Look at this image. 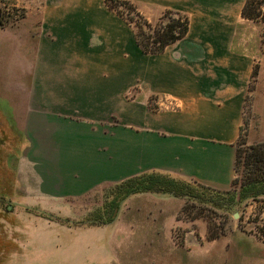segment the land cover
Segmentation results:
<instances>
[{"label":"crops","instance_id":"crops-1","mask_svg":"<svg viewBox=\"0 0 264 264\" xmlns=\"http://www.w3.org/2000/svg\"><path fill=\"white\" fill-rule=\"evenodd\" d=\"M23 1L24 16L0 24L14 46L0 106V190L19 192L13 206L68 204L145 172L231 187L251 75L256 68L258 91L264 73V22L242 16L246 0H127L149 22L165 10L188 18L186 35L155 55L104 0ZM253 110L264 135V105ZM146 200L155 210L137 213ZM183 205L141 193L88 229L31 213L20 220L42 234L113 231L96 264H264V239L236 230L208 240L204 228L177 243L165 224ZM9 247L0 245V264H70Z\"/></svg>","mask_w":264,"mask_h":264},{"label":"rangeland","instance_id":"rangeland-1","mask_svg":"<svg viewBox=\"0 0 264 264\" xmlns=\"http://www.w3.org/2000/svg\"><path fill=\"white\" fill-rule=\"evenodd\" d=\"M257 1L259 2L258 20L264 22V0ZM23 3V0H0V24H10L20 20L25 13ZM158 22L159 19L150 21L153 26ZM10 37L8 33L0 30V106L3 107L7 106V94L4 90L12 82L14 76V73L8 70L9 62H12L14 55V46L11 44L12 40ZM255 86V82L251 80L248 89L252 87L254 90L247 94L243 125L235 144L236 154L239 156L238 168L235 170L234 183L231 184L228 191L239 189L242 181L250 175L253 170L252 165L255 150L264 144V141L260 140L261 137H264L259 129L260 121L258 115L253 110L254 101H258V103L264 105V73L261 75L258 91ZM14 161L15 159L10 161L9 170L15 166ZM11 176L8 174H4L3 176V180L9 182L10 187L13 185ZM18 193L13 188H2L0 190V194L2 195H0L2 197L0 199V245L11 246L8 248L9 250L21 247L30 257L36 258V255H39V257L43 255L42 260L44 261L49 256L54 261L61 262L64 260L70 264H75L78 261L82 262L83 259V261L90 264H96L105 260V256L98 252L101 250V247L104 249V247L110 245L112 237L110 230H105L106 232L96 230L97 232L93 233H89L88 231L62 233L54 227L49 228L42 234L40 226L37 228L33 227L35 225H32L26 218H23L21 221L20 215L27 213L39 216L45 215L61 224L70 225L73 227L72 229H88L95 225L99 226L105 221L101 220L103 222H97L95 221L96 218L101 219L104 217L108 219L110 216L106 213L103 214V211H107V207L114 197V185L100 187L86 196L64 205L53 204L45 206L41 201H38L33 206H13L11 202L19 197ZM181 199L184 201V204L186 203L185 210L174 215L172 220L165 224L166 228L172 230V235L177 243L184 242L187 232H193L197 235L199 230L204 228L207 230V227L215 233L236 230L246 235L254 236L258 240L264 239V201H249L244 205L234 206L229 210H217L205 205L188 202L183 198ZM126 200L121 203L117 214L127 212L125 208ZM132 209L134 210L135 208ZM153 210H155L154 206L149 205V201L146 200L143 204L139 205L137 213H147ZM130 212L133 211L130 210ZM106 215L108 216L106 217ZM31 225L32 227H29ZM21 235L22 237H20ZM37 245L42 247H37ZM36 249L39 250L35 253ZM15 256L17 258H13L19 262V254ZM42 262L36 263L40 264Z\"/></svg>","mask_w":264,"mask_h":264},{"label":"trees","instance_id":"trees-1","mask_svg":"<svg viewBox=\"0 0 264 264\" xmlns=\"http://www.w3.org/2000/svg\"><path fill=\"white\" fill-rule=\"evenodd\" d=\"M107 8L115 12L123 21L133 27L135 41L145 54H159L166 46L183 38L188 31V18L178 12L165 10L159 17V22L153 26L127 0H104ZM259 2L246 0L242 8L245 19L256 21L259 17ZM257 76L256 68L251 75L252 81ZM253 88H249L251 92ZM247 100V99H246ZM245 100V102H246ZM258 147V146H256ZM255 147V148H256ZM264 144L254 153L253 170L242 181L239 189L233 191H217L197 183L185 182L158 172H145L130 177L114 185V197L103 214L110 215V220L117 214L121 203L128 197L141 193H160L188 202L205 205L217 210H229L234 206L244 205L249 201H264ZM239 156L236 154L235 167L238 168ZM234 180L232 181V184ZM186 203L181 212L185 210ZM110 213V214H109ZM97 222H103L96 218ZM223 232L215 233L207 227V239L213 240Z\"/></svg>","mask_w":264,"mask_h":264},{"label":"built area","instance_id":"built-area-1","mask_svg":"<svg viewBox=\"0 0 264 264\" xmlns=\"http://www.w3.org/2000/svg\"><path fill=\"white\" fill-rule=\"evenodd\" d=\"M264 238V237H263Z\"/></svg>","mask_w":264,"mask_h":264}]
</instances>
